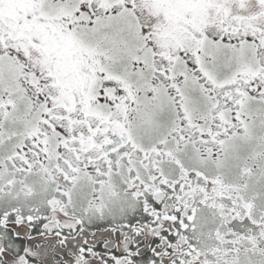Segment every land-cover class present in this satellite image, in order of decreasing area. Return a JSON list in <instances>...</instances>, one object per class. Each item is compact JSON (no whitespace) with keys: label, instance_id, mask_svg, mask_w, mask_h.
<instances>
[{"label":"snow or ice","instance_id":"obj_1","mask_svg":"<svg viewBox=\"0 0 264 264\" xmlns=\"http://www.w3.org/2000/svg\"><path fill=\"white\" fill-rule=\"evenodd\" d=\"M0 264H264V0H0Z\"/></svg>","mask_w":264,"mask_h":264}]
</instances>
